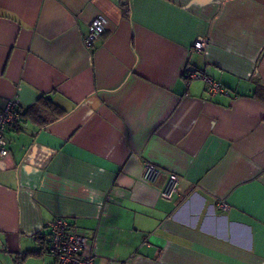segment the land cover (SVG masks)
<instances>
[{"label":"crops","instance_id":"obj_1","mask_svg":"<svg viewBox=\"0 0 264 264\" xmlns=\"http://www.w3.org/2000/svg\"><path fill=\"white\" fill-rule=\"evenodd\" d=\"M1 98L0 264H54L57 218L94 264H264V0H0Z\"/></svg>","mask_w":264,"mask_h":264},{"label":"built area","instance_id":"obj_2","mask_svg":"<svg viewBox=\"0 0 264 264\" xmlns=\"http://www.w3.org/2000/svg\"><path fill=\"white\" fill-rule=\"evenodd\" d=\"M107 18L99 15L92 19L87 31L83 37V44L86 49H92L97 40L105 32ZM208 45L205 39H197L192 49L195 51H203ZM188 79H202L206 85V92L214 96L216 94L225 93V90L212 78L201 73H189ZM20 102L17 98L0 99V161L4 159L9 151L7 148L8 141L6 138V130L9 126L20 122L21 116L19 112ZM161 175V170L153 164L147 163L143 166L142 181L145 183H154ZM178 178L175 174H167L165 182L159 193L164 200H171L177 192ZM49 235L45 252L55 258L54 264H94L95 242L89 243V240L71 230L70 224L63 218L52 220L48 224Z\"/></svg>","mask_w":264,"mask_h":264},{"label":"trees","instance_id":"obj_3","mask_svg":"<svg viewBox=\"0 0 264 264\" xmlns=\"http://www.w3.org/2000/svg\"><path fill=\"white\" fill-rule=\"evenodd\" d=\"M124 12H128V9L126 10V8H124ZM42 103L40 102V104H38V106H33L32 108H30V112H36V113H38V111H37V109L40 107V105H41ZM47 245V244H46ZM46 250V246H45V249H44V251ZM29 255H34L33 253H29Z\"/></svg>","mask_w":264,"mask_h":264}]
</instances>
